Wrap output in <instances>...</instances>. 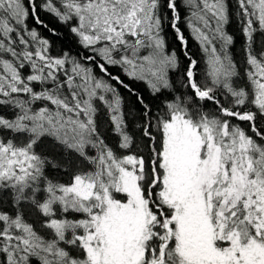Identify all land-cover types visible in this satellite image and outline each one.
<instances>
[{
    "label": "snow or ice",
    "instance_id": "6c2138e0",
    "mask_svg": "<svg viewBox=\"0 0 264 264\" xmlns=\"http://www.w3.org/2000/svg\"><path fill=\"white\" fill-rule=\"evenodd\" d=\"M0 264H264V0H0Z\"/></svg>",
    "mask_w": 264,
    "mask_h": 264
},
{
    "label": "trees",
    "instance_id": "16d2710c",
    "mask_svg": "<svg viewBox=\"0 0 264 264\" xmlns=\"http://www.w3.org/2000/svg\"><path fill=\"white\" fill-rule=\"evenodd\" d=\"M181 10L183 11V9H181ZM42 18L45 19L49 23L50 26H57L56 25V22L51 17L45 16V17H42ZM29 23L31 24L32 21L30 20ZM181 28L184 30L185 35L188 36L189 35L188 34V30L186 28H184V25L183 24H181ZM229 30L231 32L235 33L236 36H237V45H236V48L233 51L237 53V58H239L240 38H239L238 29L233 24ZM41 31H43V34L45 36H48L49 35V33L47 31H44L43 29ZM166 39H167L169 48H176L177 51L180 50V45H179L178 41L175 39V34L171 31V29H168L167 30ZM189 48H190L191 52L195 56H197V58H198L199 57L198 46L196 45V43L194 41L191 40V37L190 36H189ZM112 71L115 72V71H117V69H112ZM174 79H175V76H174ZM126 82L132 83L131 81H127V80H126ZM133 87H135L138 92L142 93L145 96V98H146V100L148 102L153 103L154 105L156 103H158V101H153L151 99V97H149L148 92H147V90H146V88H145V86L143 84L133 83ZM121 92H122V94L124 95L126 101L129 104L134 103L135 97L130 96L124 89H121ZM137 107H138V105H137Z\"/></svg>",
    "mask_w": 264,
    "mask_h": 264
}]
</instances>
